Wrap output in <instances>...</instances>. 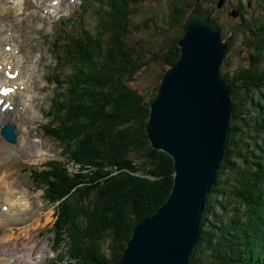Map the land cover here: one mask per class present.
I'll list each match as a JSON object with an SVG mask.
<instances>
[{
	"label": "trees",
	"instance_id": "obj_1",
	"mask_svg": "<svg viewBox=\"0 0 264 264\" xmlns=\"http://www.w3.org/2000/svg\"><path fill=\"white\" fill-rule=\"evenodd\" d=\"M141 1L97 0L93 30L79 25L70 31L64 26L63 41L54 42L60 47L56 63L62 72L58 68L51 82L63 93L53 100L46 128L77 170H69L63 158H52L32 173L57 209L51 231L55 249L63 250L51 264H113L136 224L155 213L171 192L173 159L153 148L146 123L162 75L180 58L177 41L195 0H168V21L164 30L156 29L154 40L131 36L134 6ZM261 1L262 13L249 21L243 8L235 10L240 17L236 34L244 37L252 54L248 67L233 75L228 54L223 61L234 104L230 137L187 264H264ZM212 18L223 28L213 13ZM223 37L229 51L232 37ZM139 70L156 71L150 96L130 83Z\"/></svg>",
	"mask_w": 264,
	"mask_h": 264
},
{
	"label": "water",
	"instance_id": "obj_2",
	"mask_svg": "<svg viewBox=\"0 0 264 264\" xmlns=\"http://www.w3.org/2000/svg\"><path fill=\"white\" fill-rule=\"evenodd\" d=\"M223 4L219 0L217 6ZM177 43L180 58L162 75L146 123L153 148L173 159V186L156 212L136 224L113 264H187L229 141L234 104L222 70L228 43L201 0L186 11ZM0 133L17 143L14 123L2 125Z\"/></svg>",
	"mask_w": 264,
	"mask_h": 264
},
{
	"label": "rangeland",
	"instance_id": "obj_3",
	"mask_svg": "<svg viewBox=\"0 0 264 264\" xmlns=\"http://www.w3.org/2000/svg\"><path fill=\"white\" fill-rule=\"evenodd\" d=\"M54 1H58V4ZM217 1L203 0L202 4L204 7L210 5L214 7L213 16L222 25V33L232 37L233 45L226 55H229V71L233 75L236 70L248 67L252 52L244 37L236 34V26L240 17L232 16L231 12L236 8H243L245 18L249 21L260 16L263 5L261 0H224V5L220 9L216 6ZM6 2V10L0 12V21L4 26L3 32L8 35L13 33L11 38L13 41L10 42L14 43V48L20 50L23 66L19 80L25 82L31 78L34 82L33 89H35V94L33 93L35 111L30 113L26 122L22 119L25 109L21 110L18 107L12 110L17 116L13 122L17 126L18 142L23 145L25 141L26 144L22 151H16L13 155L6 154V165H9L7 169L14 174V179L11 180L16 191L29 188L31 202L41 210V225L27 232L32 238L31 244L35 245L30 263L51 264L53 258L56 256L58 258L59 251L63 250V248L55 249L56 238L54 232L51 231L52 224L56 220L57 209L47 200L44 186L33 179L32 173L46 165L52 158H56L55 156L59 159L63 158L69 170H77L76 166L69 162L68 156H63L59 141L51 137L45 127L46 116L51 111L53 100L63 93L61 86L51 82L58 68L59 72H62V67L56 63L60 47H56L54 42L57 39L59 43L63 41L64 26H67L70 31H75L79 25L93 30L96 22L95 10L98 4L97 0H26L24 8L19 10L14 0H6ZM168 2V0H142L137 3L132 14V38L138 40L151 36L153 37L151 40H154V36L158 35L156 29L163 28L162 26L168 21ZM54 6H58L57 9H53ZM145 22L150 24L148 28L143 25ZM15 32H20V35L14 34ZM37 63V75H34L32 64ZM152 68L156 69V64H153ZM63 72H65L64 69ZM154 72L156 74V71ZM154 72L137 71L135 78L130 81L131 85L150 96ZM2 75L5 76L4 72ZM50 120L55 121L52 114ZM1 141L11 146L14 145L5 141L0 134V143ZM2 163L3 160L0 158V165ZM49 213H52L51 218L47 219ZM30 222L28 219L22 221L17 226V233L21 227ZM6 245V241H0V252Z\"/></svg>",
	"mask_w": 264,
	"mask_h": 264
},
{
	"label": "bare ground",
	"instance_id": "obj_4",
	"mask_svg": "<svg viewBox=\"0 0 264 264\" xmlns=\"http://www.w3.org/2000/svg\"><path fill=\"white\" fill-rule=\"evenodd\" d=\"M14 1L19 10L24 8L26 0ZM6 3V0H0V12L6 10ZM54 3L58 4V1H54ZM57 7L54 6L53 9H57ZM3 27V22L0 21V85L8 84L13 86L14 90L5 97L7 100L9 99V107L0 112V127L7 121L13 122L17 118L16 112H12L14 108L25 109V113L22 114L24 116L22 119L25 122L29 119L30 113L35 111L33 103L34 82L31 78L24 80L25 82L19 80L23 66L20 50L14 48V43L10 42L13 41L11 39L13 33L9 35L4 33ZM14 34L19 36L20 32ZM32 66V72L37 75L38 63L32 64ZM2 72L5 73V76L2 75ZM26 75L28 76V74ZM0 97L2 96L0 95ZM20 121L22 120L20 119ZM25 144V141L23 145L18 142L12 146L3 141L0 143V158L3 160L2 165H0V241L7 242V245L0 252V264H32L30 258L33 257L35 245L31 244L32 238L28 236L27 232L37 228L42 223L41 210L31 202L30 189L16 191L11 180L14 174L7 169L9 165H6V154L13 155L16 151H22ZM51 214H48L47 219L51 218ZM27 219L31 222L21 227L17 233V226Z\"/></svg>",
	"mask_w": 264,
	"mask_h": 264
},
{
	"label": "flooded vegetation",
	"instance_id": "obj_5",
	"mask_svg": "<svg viewBox=\"0 0 264 264\" xmlns=\"http://www.w3.org/2000/svg\"><path fill=\"white\" fill-rule=\"evenodd\" d=\"M203 8H204V7H203ZM203 8H202V10H203ZM208 8H211L212 13H213V11H214V7H213L212 5H210L209 7H207V9H208ZM217 8H218V6H217ZM221 8H222V7H221ZM221 8H220V9H221ZM238 12H239V10H238Z\"/></svg>",
	"mask_w": 264,
	"mask_h": 264
}]
</instances>
